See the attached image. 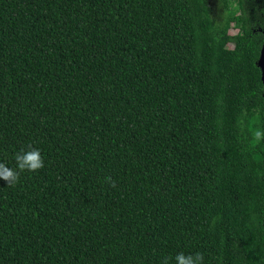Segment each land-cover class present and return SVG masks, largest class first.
<instances>
[{"label": "trees", "instance_id": "16d2710c", "mask_svg": "<svg viewBox=\"0 0 264 264\" xmlns=\"http://www.w3.org/2000/svg\"><path fill=\"white\" fill-rule=\"evenodd\" d=\"M220 2L0 0V162L45 164L0 264H264V0Z\"/></svg>", "mask_w": 264, "mask_h": 264}, {"label": "clouds", "instance_id": "9594fccd", "mask_svg": "<svg viewBox=\"0 0 264 264\" xmlns=\"http://www.w3.org/2000/svg\"><path fill=\"white\" fill-rule=\"evenodd\" d=\"M256 135L258 139L264 137V133L261 132H257ZM15 163L16 167L10 168L5 163L0 162V179L5 181L9 187L15 186L19 182L21 173L25 171L37 172L45 166L41 152L37 148L17 152ZM170 259L165 257L162 264H169ZM174 260L175 264H204V256L199 252L187 255L183 252L177 253Z\"/></svg>", "mask_w": 264, "mask_h": 264}, {"label": "rangeland", "instance_id": "374dc122", "mask_svg": "<svg viewBox=\"0 0 264 264\" xmlns=\"http://www.w3.org/2000/svg\"><path fill=\"white\" fill-rule=\"evenodd\" d=\"M209 4L212 11V16L214 20L221 25L224 19L225 11L221 5L220 0H209ZM236 33V30L231 29L228 31V35L232 36ZM231 44H228V47L231 48Z\"/></svg>", "mask_w": 264, "mask_h": 264}, {"label": "water", "instance_id": "95a60500", "mask_svg": "<svg viewBox=\"0 0 264 264\" xmlns=\"http://www.w3.org/2000/svg\"><path fill=\"white\" fill-rule=\"evenodd\" d=\"M264 35V32H263ZM257 67L260 70V79L262 83V96L264 100V39L260 48L259 56L256 62ZM263 111H264V105H263Z\"/></svg>", "mask_w": 264, "mask_h": 264}]
</instances>
